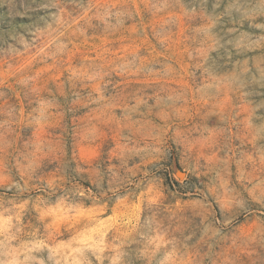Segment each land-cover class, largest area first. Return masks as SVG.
I'll list each match as a JSON object with an SVG mask.
<instances>
[{"label":"rangeland","instance_id":"rangeland-1","mask_svg":"<svg viewBox=\"0 0 264 264\" xmlns=\"http://www.w3.org/2000/svg\"><path fill=\"white\" fill-rule=\"evenodd\" d=\"M49 26L68 47L34 60ZM82 240L81 264H264V0H0V264Z\"/></svg>","mask_w":264,"mask_h":264},{"label":"clouds","instance_id":"clouds-1","mask_svg":"<svg viewBox=\"0 0 264 264\" xmlns=\"http://www.w3.org/2000/svg\"><path fill=\"white\" fill-rule=\"evenodd\" d=\"M85 15H87V13H85ZM38 38L41 40V43L33 56L34 60L40 57L54 58L56 49H66L68 47L67 44L59 43L66 38V32L61 31L57 28H52L51 26H49V28L46 30V33L40 34V37ZM245 71H247V69H245ZM79 195L83 196L84 193L81 192L79 193ZM46 215H51L53 217L52 226H58L59 224L65 222L75 224L80 222L82 219H87L88 212L81 208L76 210L75 215L68 216L65 209L57 208L50 210V212L46 213ZM140 219L141 217L139 214H134L132 216L124 218L121 225V227L126 229V232L124 234L129 235L134 232L140 226ZM159 240L161 241V243L157 244V248L166 247V244L163 242V238L160 237ZM153 242L154 241H150V243ZM78 243L80 245L79 247H73L72 244L60 246L59 254L64 258L66 264H81L80 260L76 259V254L82 253V248L84 246L97 251H103L102 242L101 244H94L90 241L82 240ZM154 254L155 253L153 252L150 255ZM175 255V251L168 253L162 261V264H172ZM97 259H99V256H97ZM13 264H24V262L14 261ZM37 264H43V261H38Z\"/></svg>","mask_w":264,"mask_h":264},{"label":"trees","instance_id":"trees-1","mask_svg":"<svg viewBox=\"0 0 264 264\" xmlns=\"http://www.w3.org/2000/svg\"><path fill=\"white\" fill-rule=\"evenodd\" d=\"M173 180H174V179H173ZM173 182H174L175 184L179 185V183H178V182H176V181H173ZM174 183H173V184H174Z\"/></svg>","mask_w":264,"mask_h":264}]
</instances>
